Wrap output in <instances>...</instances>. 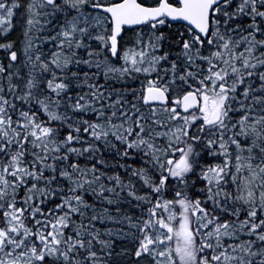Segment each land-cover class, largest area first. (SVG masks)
I'll list each match as a JSON object with an SVG mask.
<instances>
[{
	"label": "snow or ice",
	"instance_id": "snow-or-ice-1",
	"mask_svg": "<svg viewBox=\"0 0 264 264\" xmlns=\"http://www.w3.org/2000/svg\"><path fill=\"white\" fill-rule=\"evenodd\" d=\"M0 264H264V0H0Z\"/></svg>",
	"mask_w": 264,
	"mask_h": 264
}]
</instances>
